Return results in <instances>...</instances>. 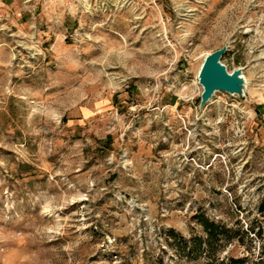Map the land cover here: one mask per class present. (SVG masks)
<instances>
[{"label": "rangeland", "instance_id": "obj_1", "mask_svg": "<svg viewBox=\"0 0 264 264\" xmlns=\"http://www.w3.org/2000/svg\"><path fill=\"white\" fill-rule=\"evenodd\" d=\"M263 200L264 0H0V264H264Z\"/></svg>", "mask_w": 264, "mask_h": 264}, {"label": "water", "instance_id": "obj_2", "mask_svg": "<svg viewBox=\"0 0 264 264\" xmlns=\"http://www.w3.org/2000/svg\"><path fill=\"white\" fill-rule=\"evenodd\" d=\"M228 47L223 46L206 55L198 74L199 85L203 88L200 97V108L203 109L217 92L227 93L231 96L244 97L247 83L241 68L229 72L222 63L223 56Z\"/></svg>", "mask_w": 264, "mask_h": 264}, {"label": "trees", "instance_id": "obj_3", "mask_svg": "<svg viewBox=\"0 0 264 264\" xmlns=\"http://www.w3.org/2000/svg\"><path fill=\"white\" fill-rule=\"evenodd\" d=\"M223 59V58H222ZM261 212L264 214V200L261 203ZM198 222L205 228V230L209 233V239L208 241L217 240L221 234L227 233V230L224 228H221L219 225H217L214 222L209 221L204 215H199L195 217ZM223 231V232H220ZM202 247V241H195L193 245V249Z\"/></svg>", "mask_w": 264, "mask_h": 264}, {"label": "built area", "instance_id": "obj_4", "mask_svg": "<svg viewBox=\"0 0 264 264\" xmlns=\"http://www.w3.org/2000/svg\"><path fill=\"white\" fill-rule=\"evenodd\" d=\"M82 2H89L90 0H80ZM138 0H116V3L120 6V8L134 6Z\"/></svg>", "mask_w": 264, "mask_h": 264}]
</instances>
